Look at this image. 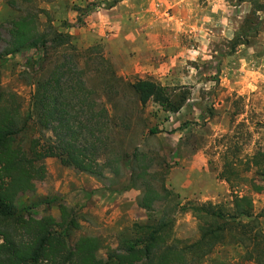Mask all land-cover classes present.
<instances>
[{
  "label": "rangeland",
  "instance_id": "1",
  "mask_svg": "<svg viewBox=\"0 0 264 264\" xmlns=\"http://www.w3.org/2000/svg\"><path fill=\"white\" fill-rule=\"evenodd\" d=\"M8 1L0 0L2 52L9 40L10 21L19 15L18 8L28 7L13 8ZM122 1H125L124 11L138 15L139 19L143 17L145 24L153 21L154 34L171 48L170 54L176 58L169 70L157 78L145 76L141 79L151 78V81L175 89L186 96V102L174 114L152 102L141 107L130 91L122 90V99L114 105L107 104L110 115L119 117L115 121L118 125L115 140L130 159L134 149L143 156L141 168L135 173L145 170L144 180L159 192L163 185L171 195L159 201L155 212L149 214L137 205L142 192L140 187L129 186L130 167L120 169L118 176L107 169L102 177L95 178L64 167L55 158H48L44 161L46 178L36 183L33 192L21 195L17 203L36 221L49 216L58 220V207L64 205L70 217L78 221L75 237L86 235L100 239L102 249L98 256L101 258L116 250L121 238L132 237L133 224H145L151 216L159 218L162 213L172 220L174 238L188 243L197 240L198 221L184 209L191 203L231 202L229 186L217 178L219 151L224 143L222 137H242L246 153L254 151L255 143L264 146V0L242 3L236 0H34L60 32L83 24L90 12ZM47 17L41 14V23L44 24ZM71 37L77 46L74 36ZM102 52L105 56L103 46ZM38 57L37 50L28 49L0 62V89L14 92L21 98L25 117L30 107L31 78L33 71L39 68ZM120 77L127 82L134 81ZM150 129L158 133L150 136ZM38 136L37 128L29 124L27 139ZM90 178L109 195L130 191L127 197H136V205L122 209L121 213L112 210L114 218L105 221L104 214L107 216L110 211L96 207L92 200L84 201L88 199L86 195L84 202L79 201V195L86 192L82 187L92 185ZM73 180L78 181L82 190L76 198L62 191L63 186ZM188 183L195 190L192 197L182 196L176 190L185 189ZM241 190L252 198L254 212L260 213L264 209V191L251 192L247 184H243ZM260 221L264 232V217ZM244 253L241 247L222 245L201 264H253L244 259Z\"/></svg>",
  "mask_w": 264,
  "mask_h": 264
},
{
  "label": "trees",
  "instance_id": "2",
  "mask_svg": "<svg viewBox=\"0 0 264 264\" xmlns=\"http://www.w3.org/2000/svg\"><path fill=\"white\" fill-rule=\"evenodd\" d=\"M8 4L28 7L18 8L19 15L10 21L9 40L0 51V62L35 49L39 68L31 78L26 117L21 98L0 89V264H201L222 245L241 247L245 260L264 264L260 221L264 209L255 213L252 198L241 190L247 184L251 192L264 191V146L255 143L254 151L246 153L244 140L237 135L236 139L223 136L219 151L217 178L229 186L231 202L191 203L184 209L198 221L199 237L192 243L174 238L172 220L162 213L145 224H133L132 237L121 238L118 248L101 258L100 239L75 237L78 221L64 205L58 207V220L49 216L36 221L26 215L18 198L33 192L36 183L46 178L44 161L48 158L95 178L107 169L118 176L120 169L130 167L129 186L142 190L137 205L153 214L159 201L171 193L163 185L160 192L165 196L153 188L144 180L145 170L135 173L143 156L134 149L130 159L115 140L119 117L110 115L107 104L122 99L125 89L139 106L152 102L175 114L184 106L186 96L149 79L125 81L105 58L101 45L78 48L71 35L57 30L34 0H9ZM41 14L47 17L44 24ZM29 124L37 128L38 138L27 139ZM157 133L148 130L150 136Z\"/></svg>",
  "mask_w": 264,
  "mask_h": 264
},
{
  "label": "crops",
  "instance_id": "3",
  "mask_svg": "<svg viewBox=\"0 0 264 264\" xmlns=\"http://www.w3.org/2000/svg\"><path fill=\"white\" fill-rule=\"evenodd\" d=\"M124 6L125 1H122L112 7L92 11L84 17L83 24L68 27L65 32L74 36V42L80 48L101 44L106 58L114 64L118 75L134 80L145 76L157 78L161 73L169 70L176 58L170 54L171 48L167 44L161 43L157 35L154 34L153 21L145 24L143 17L139 19L138 15L135 16L129 11H124ZM67 18L70 22L74 21L70 15ZM150 80L152 79L150 78ZM84 176V178L87 177L85 174ZM90 180H92V185L82 187L86 192L79 195L80 199H78L80 202L92 200L96 207L110 211V216L104 214L105 221L110 222L114 218L111 216L113 211L120 210L119 213H121L122 209L136 205V197H127L131 195L130 191L121 194L110 193L109 195L105 190H102L101 185L95 183L92 178ZM71 182L69 184L71 188L66 184L62 191L67 196L76 198V195L82 191L81 186L78 185V181ZM187 186L184 187L185 189L179 187L176 190L182 196L192 197L195 190L189 186V183ZM84 195L88 199L82 201Z\"/></svg>",
  "mask_w": 264,
  "mask_h": 264
}]
</instances>
